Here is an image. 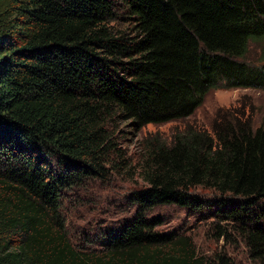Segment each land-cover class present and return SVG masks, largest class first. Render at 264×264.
<instances>
[{
	"label": "trees",
	"instance_id": "obj_1",
	"mask_svg": "<svg viewBox=\"0 0 264 264\" xmlns=\"http://www.w3.org/2000/svg\"><path fill=\"white\" fill-rule=\"evenodd\" d=\"M214 88L264 90V0H0V264H225L145 216L196 210V187L238 198L214 216L264 264V117L146 134L131 161L118 144L122 122L184 119ZM105 167L143 186L131 216L80 241L61 192Z\"/></svg>",
	"mask_w": 264,
	"mask_h": 264
},
{
	"label": "rangeland",
	"instance_id": "obj_2",
	"mask_svg": "<svg viewBox=\"0 0 264 264\" xmlns=\"http://www.w3.org/2000/svg\"><path fill=\"white\" fill-rule=\"evenodd\" d=\"M121 21L113 24L120 25ZM261 44H249L248 60H255ZM228 114V115H227ZM236 115L245 119L251 127H256L264 117V90L255 88H214L208 90L202 102L184 119L163 123H149L135 129L128 122H122L118 129V144L126 160L130 161L136 151L139 139L151 133L167 136L174 130H181L185 125L208 131L222 116ZM126 170V169H125ZM143 183L133 172H117L105 167L100 178L90 179L71 191H62L63 214L66 217V230L75 239L84 241L97 240L99 231L117 221L128 218L134 212L128 205L129 194L138 190ZM192 194L197 195V209L162 204L152 208L145 216L159 219L154 230L169 236L186 235L194 252L202 259L214 260L221 257L225 264H257L248 254L243 242L230 229L228 221L219 220L216 215L222 208L236 207L238 198L230 195L218 196L210 190L196 187ZM82 200H80V198ZM263 205L255 203L251 209L258 212ZM255 212V213H256ZM215 225L226 230V236L218 238ZM98 235V234H97Z\"/></svg>",
	"mask_w": 264,
	"mask_h": 264
}]
</instances>
